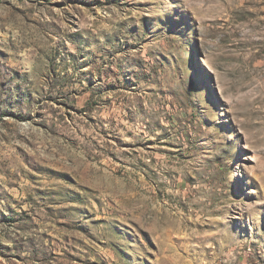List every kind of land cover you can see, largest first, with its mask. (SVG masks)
Listing matches in <instances>:
<instances>
[{"label":"rangeland","instance_id":"obj_1","mask_svg":"<svg viewBox=\"0 0 264 264\" xmlns=\"http://www.w3.org/2000/svg\"><path fill=\"white\" fill-rule=\"evenodd\" d=\"M0 264H264V0H0Z\"/></svg>","mask_w":264,"mask_h":264}]
</instances>
